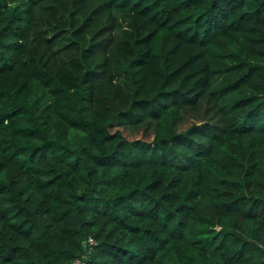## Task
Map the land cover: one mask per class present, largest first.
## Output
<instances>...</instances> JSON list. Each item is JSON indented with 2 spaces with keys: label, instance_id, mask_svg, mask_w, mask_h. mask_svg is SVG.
<instances>
[{
  "label": "trees",
  "instance_id": "16d2710c",
  "mask_svg": "<svg viewBox=\"0 0 264 264\" xmlns=\"http://www.w3.org/2000/svg\"><path fill=\"white\" fill-rule=\"evenodd\" d=\"M76 260L264 264V0H0V264Z\"/></svg>",
  "mask_w": 264,
  "mask_h": 264
},
{
  "label": "built area",
  "instance_id": "2783aa9c",
  "mask_svg": "<svg viewBox=\"0 0 264 264\" xmlns=\"http://www.w3.org/2000/svg\"><path fill=\"white\" fill-rule=\"evenodd\" d=\"M89 242H90V243H93V240L90 239ZM74 264H79V260H76V261L74 262Z\"/></svg>",
  "mask_w": 264,
  "mask_h": 264
}]
</instances>
